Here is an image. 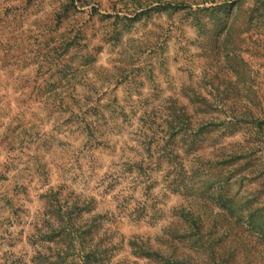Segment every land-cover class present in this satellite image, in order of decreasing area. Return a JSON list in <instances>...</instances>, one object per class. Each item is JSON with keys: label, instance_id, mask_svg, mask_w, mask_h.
Returning <instances> with one entry per match:
<instances>
[{"label": "rangeland", "instance_id": "374dc122", "mask_svg": "<svg viewBox=\"0 0 264 264\" xmlns=\"http://www.w3.org/2000/svg\"><path fill=\"white\" fill-rule=\"evenodd\" d=\"M256 1L0 0V192L20 198L0 201V264L28 262L48 188L100 214L114 263L146 264L128 243L147 239L180 264H264V241L215 203L220 154L244 135L219 122L254 106L264 118ZM261 129L263 177L231 194L264 182Z\"/></svg>", "mask_w": 264, "mask_h": 264}, {"label": "trees", "instance_id": "16d2710c", "mask_svg": "<svg viewBox=\"0 0 264 264\" xmlns=\"http://www.w3.org/2000/svg\"><path fill=\"white\" fill-rule=\"evenodd\" d=\"M203 9L207 10V8ZM263 12L264 0L256 1L249 14L250 21L260 20ZM195 25L202 28L198 20ZM202 29L205 30V28ZM202 99L203 112L207 114L210 104L205 98ZM255 109L256 106L253 109L242 108L238 114L225 115L219 122L222 129L221 135L234 133L239 129L244 132V135L241 143H237L235 150L220 154L219 163L223 166L221 173L223 176L218 181V196L215 203L228 213H241L235 217L233 224L239 227L245 225L248 230L256 233L264 241V216L259 212L261 208L257 206L251 208V205L256 203L255 200L264 193V182L253 191L243 187L242 192H239L238 188L232 194L230 193L231 184L238 183L240 186L244 180L249 182L248 175L253 171L257 174L255 178L263 177V169H260L262 163L255 156L257 152L255 148L258 145L256 135L263 131L261 128L264 118L258 116ZM211 124L212 122L207 121L205 126ZM138 168L140 169L141 166ZM7 172L8 169H5L0 174V179H4V173ZM232 177L234 178L230 182ZM18 188L24 194L27 186L20 184ZM17 195L8 196L7 192H0V201L3 200L4 205L13 209L10 203L13 198L15 201L20 199ZM66 196L68 195L63 194L61 190L53 188H48L40 196L42 210L38 211L34 218L28 242L33 247L32 255L27 262L21 256L11 254L6 264H121L112 261L114 243L112 238L102 230L100 214H93L88 219L83 218L84 213L91 211L93 207L88 208L87 203L67 199ZM245 210L248 213L246 216L243 215ZM128 245L136 258L146 259V264H180L179 262L183 260L178 261L175 256L163 259L159 256V250L147 239H132Z\"/></svg>", "mask_w": 264, "mask_h": 264}]
</instances>
